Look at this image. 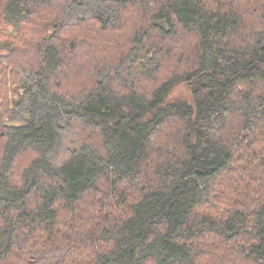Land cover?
I'll return each mask as SVG.
<instances>
[{
  "label": "trees",
  "instance_id": "trees-1",
  "mask_svg": "<svg viewBox=\"0 0 264 264\" xmlns=\"http://www.w3.org/2000/svg\"><path fill=\"white\" fill-rule=\"evenodd\" d=\"M0 264H264V0H0Z\"/></svg>",
  "mask_w": 264,
  "mask_h": 264
},
{
  "label": "rangeland",
  "instance_id": "rangeland-1",
  "mask_svg": "<svg viewBox=\"0 0 264 264\" xmlns=\"http://www.w3.org/2000/svg\"><path fill=\"white\" fill-rule=\"evenodd\" d=\"M175 97H186L187 92H186V86L184 84H181L177 91L174 94Z\"/></svg>",
  "mask_w": 264,
  "mask_h": 264
}]
</instances>
